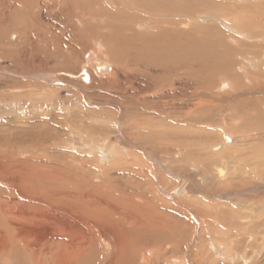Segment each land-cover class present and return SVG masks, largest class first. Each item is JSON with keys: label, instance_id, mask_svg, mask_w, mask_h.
Here are the masks:
<instances>
[{"label": "rangeland", "instance_id": "1", "mask_svg": "<svg viewBox=\"0 0 264 264\" xmlns=\"http://www.w3.org/2000/svg\"><path fill=\"white\" fill-rule=\"evenodd\" d=\"M23 2L17 14L0 6L1 177L19 181L3 171L16 160H86L82 139L97 151L82 178L107 179L169 220L166 234L147 232L145 247L166 246L149 264H172L186 248L188 264H264V0H34L30 13ZM185 53L195 58L186 65L166 56ZM15 134L22 148L41 147L9 151ZM106 154L121 161L106 165ZM102 240L86 264L119 258Z\"/></svg>", "mask_w": 264, "mask_h": 264}, {"label": "bare ground", "instance_id": "2", "mask_svg": "<svg viewBox=\"0 0 264 264\" xmlns=\"http://www.w3.org/2000/svg\"><path fill=\"white\" fill-rule=\"evenodd\" d=\"M6 1L9 4L5 3ZM23 1H25V3L29 5L30 7L29 13L32 10L33 12L34 10H36L34 9V6H33L34 0H5L1 2L0 4L1 10L3 9L2 12L5 14L7 10L9 11L12 8L15 11V13L16 12L19 13L18 6H20L19 5L20 3L24 4ZM26 8H28V6ZM21 10L22 9H20V11ZM26 14L28 13L26 12ZM4 20L5 19H2V21ZM6 20L5 22L9 21V19L7 21ZM14 23L16 24V22ZM23 25L22 26L20 25V27H23ZM24 26H27V25H24ZM32 30L34 29L32 28ZM32 33L33 32H31V34ZM68 38L70 37H67V39ZM23 39L26 40V37ZM29 39L31 41L32 39L31 35L28 38V40ZM207 42L209 43V41ZM64 48H67V45ZM207 50L205 49V51ZM150 51L151 52H148L149 55L156 54L155 51L153 50H150ZM176 53L178 52L176 51ZM136 55L138 54L135 53V56ZM62 56H63V53H62ZM120 56L121 55H119L118 57ZM166 56H168L171 61L177 63L178 65H186L188 64V61L190 60L192 61L193 59H195L193 57H189L188 54L186 53L184 55L168 54ZM120 59H123V58H120ZM120 59H118V61ZM140 60L142 59L140 58L139 61ZM213 61L215 62L214 59ZM136 64L138 66H141V63L139 64V62H136ZM17 134L14 135L15 137L13 138L10 137V139L8 140L7 146L9 147L8 148L9 151L13 149V152L15 151L16 154L18 153L19 155L21 153L23 154L26 152H33V154H35L37 152L36 149L41 147L40 144L37 142L36 144L33 143L34 147L32 148H28V149L22 148L27 144V141L23 137L18 136ZM78 142L83 143V145H85V146L79 147V143H78V148H76L78 151V155H85L86 160L84 159V156L83 158H78V159L75 158L73 160L74 164L69 166L70 169L67 164H64V166L62 165L61 168H58V169L52 168V167H50L49 169L47 168L43 169L41 168L42 165H39V164L32 165L31 163L29 164L26 161V159H25V162L24 161L20 162L19 160L18 161L16 160L17 164L13 162V164H9V166H5V169L3 171L8 172V174L10 173V174L19 176V181H13V180L10 181L9 179H6L5 177L2 178L0 175V180L1 179L2 181L9 180L10 181L9 185L12 187L11 193L8 194L9 197L4 196L2 193H0V259H4V260L12 259L13 261H16V262L20 261L21 264H86L87 262H89L86 260H89V259L93 260V257L91 255L95 254L96 249L99 247V241L102 239H103L102 241H104L107 244V246L112 249L111 251L112 254H115L113 253L115 246H116L115 248L118 247L116 250L119 254V258L115 255H112L110 260H107L105 264H149L151 261L150 260L151 258L153 261V257H152L154 255L153 252L155 253V256L157 257H159V255L163 256L162 254H164V250L166 246L163 247L162 244H160V242L158 243V247H157L158 249L156 250H154L155 247H153L154 249H149V247L147 248V246L145 247L143 244L144 242L148 240V237H150L149 236L150 234H147V232H151V233L160 232L162 234H166L167 228L169 226V222H168L169 220H167L166 218L157 216V213L154 212L156 211V209H154L151 203L149 202L142 203L138 199L134 200L132 198H129L131 196H128L127 193L123 191L121 188H119L118 186L114 187L112 185L113 182L108 181L107 179L103 180V182H99L97 178H94V181L92 180L93 181L92 183L86 180L88 177L87 174H86L87 177L85 176L84 178H82L80 176L81 175L80 173L82 172V170L84 169L86 170L83 164H85V162H88L89 164L94 163L93 162L94 157H92L90 154L93 155L96 149H95V145H92L91 142H86V141H83L82 139L79 140ZM41 149L43 150L42 153H44L47 150L43 148ZM110 156L108 154L105 155L107 162H109V164H106V165L117 164L121 161V158H122L121 157L118 161H114V159L110 158ZM13 159H17V158L13 157ZM63 161H65L64 158H63ZM78 162L82 164H79L80 166H78L77 164ZM89 167H91V165ZM41 180L45 181L46 183H43L41 185L35 184V182L41 181ZM32 181H33V184H32ZM53 181H57L56 185H53ZM117 189L121 191V195L116 192ZM93 190L98 191V192L100 191V192L107 193L108 194L107 196H110V199L107 200L106 202H102L98 200L92 194L91 191ZM13 192L14 193L16 192V195L18 196L19 201L15 202L13 200V198L11 197ZM36 194H40L41 196H43V198H46L48 201L51 200V203L49 204V206H48V203L46 202L47 200L44 199L45 202L44 201L43 202L46 203L50 209H54V210L52 211L48 208H45L47 206L43 204L42 202L32 203V201L34 200V196H36ZM57 200H59L60 203ZM68 201L71 204L67 205ZM96 205H100V207L93 208ZM126 206L129 207L130 209H125ZM55 209L59 210L60 212H56ZM149 217H150V220L152 219L151 222L149 220ZM165 242L167 243V241ZM108 247L106 249H109ZM186 249H185V252H183V255L181 258L179 257L172 258V262L174 264H188V261L186 258H188L187 254L189 252H187ZM196 260H197V257H196ZM196 260H194L193 262L195 263ZM2 263H3V260H2ZM168 264H170V262Z\"/></svg>", "mask_w": 264, "mask_h": 264}]
</instances>
